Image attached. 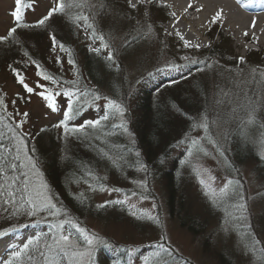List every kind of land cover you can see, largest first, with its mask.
Returning a JSON list of instances; mask_svg holds the SVG:
<instances>
[{
  "label": "rangeland",
  "instance_id": "rangeland-1",
  "mask_svg": "<svg viewBox=\"0 0 264 264\" xmlns=\"http://www.w3.org/2000/svg\"><path fill=\"white\" fill-rule=\"evenodd\" d=\"M77 1L83 6L72 9L69 15L54 14L43 28H18L13 37L0 42V97L5 100L7 112L14 113L13 122H11L13 126H16L18 121H25L22 129L18 131L31 135L33 131L52 127L54 122L55 124L61 123L67 108V98L62 94L56 96L57 111H52L47 103L36 94H31L29 98V94L18 83L16 74L13 75L9 70L7 56L13 53L12 47L27 44L29 50L24 55L21 54L18 60L25 63V69L21 74L24 75L29 86L35 87L39 80L53 91L62 89L76 91V88L66 84H62L60 88L42 80L37 75L33 63L34 58L32 59V55L36 58L39 54L44 56L48 61L47 68H50L53 73L63 70L64 82L70 80L71 84H75L72 81L73 75L70 73L72 65L68 63L65 53L59 49V46L53 51L51 39V36L55 34L57 40L62 42L64 35L60 31L67 33L71 25H73V33L76 36L91 39L92 30L86 34V25L83 21H77L75 24L72 22L75 16H89L88 23L94 21L97 30H102L106 38L107 34H113L114 38L110 41V48L107 52H114V59H116L114 63L121 67L119 71L122 76L119 80L122 96L115 91L101 90L104 94L99 91V94L94 93L101 97L94 100L92 94L93 97L85 100V117L94 118L97 116V110L101 112L102 108L107 109L108 99L113 98L120 101L122 98L127 101V109L123 118L120 119L130 121L138 113L137 106H134L136 96L152 80L160 83L165 79L180 75L181 83H186L190 82L193 77H197V83L202 85V90L205 92L203 96L200 95L201 107L196 111L198 115L195 119L196 129L173 147L170 158L166 160L167 164H171V159L180 157L184 151L188 150V147L192 145V140L199 141L196 149L192 150L193 155H186L187 162H180L182 165L180 168L182 176L180 177H184V181L181 182V190L175 197L184 195L185 207H180V198H174L170 203V190L164 175L152 176L148 179L138 172L139 174L134 178L123 180L118 175L111 174L109 169L99 170V177L105 181L99 180L95 185L89 183L87 186H80V190L88 193L96 207L105 204L106 201L115 202L126 199L127 203L108 204L105 207L107 211L100 215L94 212L92 215L86 214L79 217L67 212L89 232L97 234L113 245L112 248L98 246L91 258L84 257L83 264L93 263L94 257L100 252L116 253L120 245L127 247L128 253L132 251V255L128 258L129 264H145L148 255L159 250L156 247L158 244H164L171 249V252L173 249L181 257L189 259L192 264H261L264 261V250L260 247L264 244V159L261 158L264 157V75L260 73H264V45H257L253 42H247L246 48L237 45L233 32L222 23L207 24V33L200 41L192 43L200 44V48L184 47L183 41L175 34L176 30L178 29L185 39L187 38L174 24L176 18H173L170 13L176 12V9L170 0H163L164 4L169 7H161L158 4L138 5L137 10L127 8V0H103L112 9H122L123 12H129L135 16L141 23L139 33H136L137 26L134 23L127 20L115 21L113 16L104 15L103 10L97 16L96 9L89 5L98 4L101 0ZM58 2L59 0H36L34 10L25 9L24 22L34 23L46 15L48 10ZM135 2L136 0H133V3ZM13 8L14 0H0V36H6L8 30L15 24L11 16ZM146 10L149 13L148 25H145L143 16ZM161 10L164 15L162 14L163 17L160 19ZM114 24L116 25L115 32L112 27ZM149 26L153 29L151 33L148 31ZM129 33H133L138 38L126 44ZM95 43L101 45L97 39ZM186 56L188 60L184 59ZM241 56L245 58L243 64L238 62ZM58 58L61 61L58 64L60 66L55 67ZM189 61H195V63ZM173 64L179 65V69H174ZM191 68L193 73L186 75ZM167 93L162 94V99L167 98ZM18 94L24 96L25 99H19ZM249 97L257 102L251 123L248 110ZM1 110L4 112L3 109ZM174 110H177L176 106ZM24 112L29 115L22 116ZM205 118L209 125L207 133L198 126L204 122ZM2 123V128L5 129L9 122L4 120ZM255 128L261 130L255 131ZM236 130L242 131V140L247 142L248 149L252 147L254 151V154L241 157V160L233 153L231 139ZM124 134L125 138L130 141L134 137L130 130ZM51 135L57 136L63 152L74 151L69 134L63 127L56 128ZM207 135L216 140L218 146L208 143ZM49 141L51 140L46 139V143ZM197 148H203L208 155H204V152L198 151ZM22 170L27 171V169ZM211 176L216 178L214 182L210 180ZM42 178L46 182L43 174ZM201 179L217 191L228 179L234 182L238 180L240 191L249 207L245 215L249 217L247 223L250 228L242 231L238 223H232L229 213H234L232 205L235 202L225 200L213 204V198L205 195L206 189L204 185H201ZM141 181L146 183V188L141 187L139 183ZM101 184H104L106 190H100L98 185ZM113 188L121 191L113 192L111 191ZM189 211L199 216L198 223L192 227L194 229L182 224L185 214ZM133 212L136 213L135 216ZM0 214L4 217V213L0 212ZM146 214L158 216L162 221V226L148 220ZM21 218H24L25 222L33 219L37 223L21 228L17 234L1 236L0 259H8V254L13 251L14 245L22 247L28 238L38 234L48 236L52 230L47 224L41 226L38 224L39 222L46 223V219L50 218L45 212L31 217L24 214L6 216L0 219V231L16 225L15 222ZM51 218L52 225L64 217L62 215ZM245 232L252 234L251 239L245 235ZM256 241L260 243L253 249L252 244ZM22 261L23 264H28L26 256L22 257Z\"/></svg>",
  "mask_w": 264,
  "mask_h": 264
},
{
  "label": "trees",
  "instance_id": "trees-1",
  "mask_svg": "<svg viewBox=\"0 0 264 264\" xmlns=\"http://www.w3.org/2000/svg\"><path fill=\"white\" fill-rule=\"evenodd\" d=\"M162 14L164 15L161 10L159 14L160 19L163 17ZM72 26L67 33L65 31L60 32L64 35L61 39L62 43L71 52V55L64 52L65 57H67V60L72 59L75 61V64H71L72 69L70 72L73 75L72 81L75 84H71L69 79L66 83L64 82L63 70L53 73L50 68H47L46 64L48 61L44 56L39 54L38 58H36L32 55V59L34 58L33 61L40 64L43 69L62 81V84L88 93L81 100L84 107L73 120L68 121L64 116L61 123L55 124L54 122L52 127L33 131L31 135L27 136L28 139L26 138L28 144L27 151L37 162V166L43 174L51 193L55 194V200L58 202V206L66 209L71 215L73 214L79 217L85 216L86 214L92 215L94 212L99 215L105 213L107 208L96 207L88 193L82 189L80 190L79 187L87 186L89 183L95 185L96 182L102 180L98 175V171L109 169L111 174L118 175L123 180L131 177L134 178V176L139 174L138 172L144 174L148 179L152 176L164 175L170 190V203H172L174 198H180V207H185L184 195L175 197L181 190V182L184 181V177H180L182 176L180 172L182 165L180 162L186 163L188 150L196 148L190 145L188 150L184 151L180 157L171 159V164H167L166 160L170 158V152L173 147L182 142L187 134L196 129L195 119L198 116L196 111L201 107L200 95L203 96L205 94L202 90V85L197 83V77H193L190 82H183V84L180 81V75L168 80L165 79L160 83L152 80L148 83V87L142 88L136 96V104L134 106H137L136 110L138 113L130 121L128 119V122L123 121L118 115L113 116L110 110L104 108H102L101 112L97 110V116L94 118L89 116L85 117V100L93 97L92 94H99V92L104 94L101 90H111L122 96L121 83L119 81L122 77L119 71L121 67L119 64L114 63L116 59L112 61L107 59L108 52L102 47L100 53L90 51V47H100L101 45L95 43L96 39H88L79 35L76 36L73 33ZM218 37L221 38L222 36ZM11 50H13V53L7 56V66L11 73L15 75L13 69L19 70L20 73L24 71L25 63L18 59L21 57V54L24 55L29 50V47L27 44H18L12 47ZM36 63H34V68L37 72ZM58 64L59 62L57 65L55 64V67L60 66ZM200 68L202 67L200 66ZM190 73H193L192 68L186 75ZM164 92H168L167 98L162 99ZM194 95H198L199 97H195ZM118 102L127 109V101L125 99L121 98ZM175 106L177 108L176 111L174 110ZM0 113V116H6L2 110ZM105 114L109 115V119L102 121L101 125L96 128H87L83 132H68L69 139H71L70 143H73V152H63L57 136L51 135L56 131V128L63 127V124H67L71 129L83 124L86 120H96ZM4 120L6 122H13L12 120L0 119V145L11 148L12 141L10 140L11 136H9L8 129L7 127L5 129L2 128V122ZM121 123H126L127 129L134 134L131 141L125 138L124 133L126 132L122 128L115 127V125ZM258 129L255 128V131ZM242 138V131L236 130L231 139L233 153L240 157V160L241 157L243 158L254 154L252 147L248 149L247 142L243 141ZM46 139L52 142L49 141L46 143ZM105 151L115 160V164L102 154ZM137 152L140 153L138 157L136 156ZM138 162L146 164L147 171L141 170ZM86 169L90 170L94 175L89 177ZM102 181L105 180L103 179ZM78 190L80 192H77ZM8 207L9 211H5L3 207H0V212L4 213V217L0 214V219L11 215V206ZM51 220L52 218L50 216V218L46 219V223L39 222L38 224L40 226L45 224L51 226ZM198 221L199 216L189 211L185 214L182 224L188 228H192ZM35 222L37 223L33 219L25 222V219L21 218L15 222L16 225L2 231L9 232L11 228L18 230L25 224L29 225ZM51 232L52 230H50ZM38 235L43 236L41 234ZM44 236H47V234ZM129 256L127 247L120 245L116 253L109 254L108 251L100 252L94 257L93 263L91 264H129ZM156 259L158 258L153 257V253L147 257V260L153 262ZM164 259L168 261V264H192L189 259L181 257L173 249L172 255L165 256Z\"/></svg>",
  "mask_w": 264,
  "mask_h": 264
},
{
  "label": "snow or ice",
  "instance_id": "snow-or-ice-1",
  "mask_svg": "<svg viewBox=\"0 0 264 264\" xmlns=\"http://www.w3.org/2000/svg\"><path fill=\"white\" fill-rule=\"evenodd\" d=\"M158 4L161 7H169L164 4L163 0H136L133 3V0H127V8L131 10H137L138 5H153ZM36 6V0H14V8L11 11V16L15 21L14 26H12L6 36H0V42L6 41L9 37H13L18 28H43L47 25L48 21L54 16V14H64L69 15L71 10L74 8L82 7V3H78L77 0H59V2L51 7L46 15H43L37 21L32 24L24 22L25 20V9H33ZM247 7V5H244ZM89 7L96 9V15L99 16L101 14V10H103V14L108 16L111 15L114 17L115 21L127 20L134 23L137 27L135 29L136 33L140 32L141 23L129 12H123L122 9H112L110 5L106 4L101 0L98 4L89 5ZM189 8L192 7V4L189 3ZM200 9H197L199 11ZM170 15L173 18H176L177 14L175 11H172ZM144 23L148 25L149 21V13L146 10L143 13ZM224 19L223 9L216 12V14L208 21L210 25L222 24ZM77 21H83L86 25L85 32L92 30L93 39H97L101 42L100 47H90V51L93 53H100L101 47L105 50L110 48V41L114 38L112 33L106 35L103 34L102 30H97L95 26V22L88 23L89 16H75L73 19V23L75 24ZM178 22V21H177ZM255 22H253L254 26ZM113 32L116 30V25L113 26ZM148 31L151 33L153 29L151 26L148 27ZM170 34V33H169ZM181 41H183L184 47H195L200 48V44H192L190 41L185 39L182 33L177 29L175 33ZM248 35L247 32L244 33ZM138 38L133 33H129V39L125 41L126 44H130L132 40ZM53 42V51H55L56 47L59 46V49L63 52L69 53L71 55L70 49L66 47V45L57 40L55 34L51 36ZM253 39H257L255 36ZM210 46V45H209ZM27 55V54H26ZM114 52L109 51L107 54V59L109 61L114 60ZM185 60L189 58L184 57ZM58 62H61L58 58ZM190 63H195V61H189ZM238 62L243 64L245 63V58L243 56L238 58ZM33 63H36L33 61ZM69 64H75V61L72 59L68 60ZM37 67V75L44 81L50 82L52 85H56L62 88V81L58 80L54 75L47 72L43 67L36 63ZM172 67L174 69H179V65L173 64ZM256 71L255 69L253 70ZM13 72L16 74L18 83L23 87L24 91L29 94V98L31 94H36L41 97L46 103L47 106L52 111L58 110V104L56 103V96L63 95L67 98V108L64 112V116L68 121L74 119L75 116L79 114V111L84 107V104L81 103L83 97L87 96V92H83L79 89L76 91L72 89H62L53 91L47 84L40 83L38 80L35 84V87L29 86L26 83L24 75H22L19 70L13 69ZM260 75H264V73H260ZM37 89H40L37 91ZM19 99H25L24 96H20L18 94ZM101 97L99 95L94 96V100H98ZM107 99V98H105ZM13 103H15L13 101ZM257 102L253 100L251 97L248 98V110H249V122H253V114L256 111ZM79 105V107H77ZM106 108L111 111L113 116L118 115L121 119L123 118L126 108L119 103L117 100L108 99ZM0 109H3L6 113V116H0V119H7L9 121L12 120L14 113L7 112L5 100L3 97H0ZM24 117H27L29 113L24 112L21 114ZM109 115L105 114L96 120H86L83 124L78 125L75 128H69L67 124H63L64 130L66 133L68 132H83L87 128H96L101 125V122L104 120H108ZM25 121L21 120L16 123L14 127L11 122L6 124V127L11 133L10 140L12 141V147L9 148L4 145H0V207H3L5 211H9V207L11 206V214L12 215H27V216H35L37 213H47L48 216L51 217H61L63 215V219H58L55 224L51 225L52 232L47 236L43 237L40 235H35L31 238L27 239V242L23 244L22 247L13 246V251L8 254V259H0V264H23L22 257H27L28 264H83V259L85 256L91 258V256L96 251V248L100 245L104 247L112 248L108 241L104 240L100 236L95 233L89 232V230L82 226L78 221L72 218L66 209L58 206V202L55 200V194L51 193L48 184L43 180L42 174L40 173L39 168L37 167V162L32 157V155L26 150L28 148V144L26 142L27 133H22L18 131V129H22ZM199 127H202L205 133L208 132V123L205 118L204 122ZM115 127L122 128L125 132L128 131L126 123H121L119 125H115ZM208 143L217 145L218 142L210 135L206 136ZM192 145L194 148L197 147L199 141L192 140ZM34 151V149H33ZM198 151H203L204 155H208V152L203 148H198ZM107 159H109L112 163L115 164V160L109 155L108 152L102 153ZM188 155L192 156L193 152L191 149L188 150ZM136 156H140V153L137 152ZM264 159V157H261ZM123 159V157H121ZM22 162V163H21ZM139 168L141 170L147 171V165L138 162ZM163 163V161H161ZM22 169H27V171H23ZM207 171V169H204ZM87 175L92 177L94 174L87 170ZM11 173V175H10ZM17 173H19L17 175ZM199 174V173H198ZM97 179H99L97 177ZM215 177L211 176L210 180L212 182L215 181ZM141 187L146 188L147 185L145 182H139ZM201 185L205 186V195H210L213 199V204H216L218 201L223 202L225 200H232L235 203L232 205L234 209V213H229L230 220L234 224H239L241 230L244 231L246 228H250V225L247 223L249 217L245 215L249 211V207L247 201L240 191V182L233 181L232 179H228L227 182L217 189L212 188L210 184L206 183L204 179L200 180ZM100 190H106L104 186L98 185ZM95 190V189H93ZM113 192L121 191L118 188L111 189ZM135 195V193H133ZM146 199L147 197H142ZM116 203V204H125L127 200H117L106 201L105 204L98 205V207L103 208L108 204ZM155 207V205H153ZM134 216L135 212L132 213ZM147 219L154 222L157 225L162 226V221L156 215L146 214ZM24 227H28L27 224ZM15 228L9 229V231H15ZM75 234V235H74ZM5 235L4 231H0V236ZM245 235L251 239V233L245 232ZM260 242L256 241L252 244V248L255 249L256 245ZM156 247L159 249L158 251L153 253V257H156L154 262L146 260V264H168V261L164 259L165 256H171V249L167 248L164 244H158ZM261 249L264 250V244L260 245ZM130 256L132 255V251L128 253ZM264 264V261L261 262Z\"/></svg>",
  "mask_w": 264,
  "mask_h": 264
},
{
  "label": "bare ground",
  "instance_id": "bare-ground-1",
  "mask_svg": "<svg viewBox=\"0 0 264 264\" xmlns=\"http://www.w3.org/2000/svg\"><path fill=\"white\" fill-rule=\"evenodd\" d=\"M170 3L177 12L174 24L191 43L202 39L208 21L223 9L222 23L233 32L237 45L244 48L247 42L264 45V0H170Z\"/></svg>",
  "mask_w": 264,
  "mask_h": 264
}]
</instances>
